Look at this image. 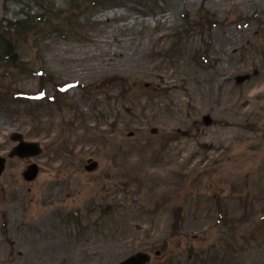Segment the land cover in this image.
Here are the masks:
<instances>
[{"label": "rangeland", "instance_id": "rangeland-1", "mask_svg": "<svg viewBox=\"0 0 264 264\" xmlns=\"http://www.w3.org/2000/svg\"><path fill=\"white\" fill-rule=\"evenodd\" d=\"M3 35L0 264H264V0H0Z\"/></svg>", "mask_w": 264, "mask_h": 264}, {"label": "water", "instance_id": "water-1", "mask_svg": "<svg viewBox=\"0 0 264 264\" xmlns=\"http://www.w3.org/2000/svg\"><path fill=\"white\" fill-rule=\"evenodd\" d=\"M11 138L15 141H18V145L13 148L10 152V156L18 155L20 157L25 156H35L41 153L42 149L37 142H29L25 141L23 136L20 133L12 134ZM6 159L4 157H0V175L2 174L5 168ZM97 167L96 161H90L87 165L88 170H94ZM38 166L36 164H32L28 167L27 171L24 172V176L27 180H33L38 175ZM156 255L160 254V251L155 252ZM152 259L151 254L147 252H137L118 264H148Z\"/></svg>", "mask_w": 264, "mask_h": 264}, {"label": "trees", "instance_id": "trees-1", "mask_svg": "<svg viewBox=\"0 0 264 264\" xmlns=\"http://www.w3.org/2000/svg\"><path fill=\"white\" fill-rule=\"evenodd\" d=\"M103 1H105V0H103ZM108 1V0H107ZM97 4H98V2H97ZM21 26V28H23L24 30L26 29V30H28L27 29V27L29 28V21L27 20V21H22L21 23H20V25H19V27ZM0 41H1V43H0V46L2 47V51H3V53H5V54H8L7 55V60H9V58H10V62H11V59H12V62H17L18 61V59L16 58V55H15V53H14V45L12 44V41H11V39L9 40L6 36H2V39H0ZM8 62V61H7ZM3 86V85H2ZM2 90H4V91H2V92H0V97H3V98H5V99H7V98H9L10 96H16V93H15V91L14 92H11L10 91V89H9V87H6L5 89L4 88H2ZM10 91V92H9ZM18 96V95H17Z\"/></svg>", "mask_w": 264, "mask_h": 264}]
</instances>
